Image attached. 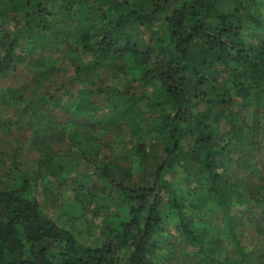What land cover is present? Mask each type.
I'll use <instances>...</instances> for the list:
<instances>
[{
	"label": "trees",
	"instance_id": "obj_1",
	"mask_svg": "<svg viewBox=\"0 0 264 264\" xmlns=\"http://www.w3.org/2000/svg\"><path fill=\"white\" fill-rule=\"evenodd\" d=\"M171 1L0 0L1 104L8 101L6 92H16L1 79L23 63L34 72L31 83L37 86L26 95L34 118L51 116L54 104L69 100L57 88L41 90L50 76L68 68L66 57L59 62L64 57L57 56L60 44L53 53H38L55 34L62 39L61 49L92 56L68 75L91 80L88 88H80L82 95L104 94L124 114L134 113L141 100L160 110L150 119L148 115L129 119L140 138L133 149L140 166L145 164L150 173L144 183L138 179L120 183L123 211L112 216L97 244L81 240L45 210L40 181L47 174L61 179L65 167L55 153L41 151L47 143L37 136L40 158L34 174L24 171L15 158L19 171L0 180V264H156L154 254L169 215L178 218L181 235L198 246L192 254L197 261L186 259V264H240L248 257L238 226L249 219L248 207H243L247 200H264V183L241 185L230 170L236 163L258 167L253 151L257 138L264 136V0L251 4L230 0L236 3L230 9L218 0H179L167 12ZM161 14L164 23L157 30ZM74 21L79 22L78 32L72 28ZM146 30H152L150 37ZM111 60L127 61V67L118 68L122 72L139 69L133 79H159L160 92L151 95L133 88L126 77L124 87L119 77H112L114 81L100 77L99 69ZM253 96L263 108L254 122L248 115L241 117ZM95 117L90 120H99ZM154 126L163 134V148L155 159L143 137ZM91 137L80 142L83 150ZM243 144L250 149L241 150ZM174 167L182 169L177 181L185 185L181 190L165 177ZM100 170L110 176L107 167ZM77 180L81 191L99 186L83 173ZM226 240L232 246L230 255L218 252Z\"/></svg>",
	"mask_w": 264,
	"mask_h": 264
},
{
	"label": "rangeland",
	"instance_id": "obj_2",
	"mask_svg": "<svg viewBox=\"0 0 264 264\" xmlns=\"http://www.w3.org/2000/svg\"><path fill=\"white\" fill-rule=\"evenodd\" d=\"M178 1L172 0L166 11L169 12L177 5ZM239 1L251 4L254 0ZM218 2L224 9H230L236 5L234 1L230 0H218ZM261 8L264 9L263 4ZM163 16L161 14L157 20L155 25L157 30L163 26ZM262 17L264 18V13ZM13 24L11 22V25ZM72 28L78 32L79 22L74 21ZM151 31L143 32L150 37ZM248 33L255 34L252 28L248 29ZM57 43L60 44L57 56H64L59 62L66 57L68 68L65 72L62 70L60 73L50 76L41 90L57 88L59 94H62L65 100L67 98L69 100L58 105L54 104L51 116L34 118L28 109L26 95L34 93L37 87L31 83L34 72L27 67L28 65L23 63L16 71L1 79L8 89H14L16 92L9 91L4 95L5 99L12 103L7 101L1 104L0 102V180L10 179L15 172L19 171L14 168L15 158L24 165V171L34 174L40 158L37 146L39 141L36 139L37 136H42L47 144L42 146L41 151L49 149V155L55 153L58 164L65 167L59 173L61 179L47 174L44 181H40L39 196L45 210L61 225L72 228L81 240L97 244L102 239V231L112 216L119 210L121 213L123 211L122 206L119 205L122 201L120 183L130 184L135 179L144 183L147 180L146 175L150 173L145 169V164L140 166V158L133 149L134 144L140 138L136 132L132 131L130 124L132 120L129 121V119L130 117L139 119L145 115H148V119H150V114L157 115L160 110L156 105H149L148 102L141 100L134 106V113L124 114L121 110L113 108L111 99L104 94L89 95L86 93L82 95L80 88H88L91 80L83 82L76 77L68 79V75L74 73L75 65L90 61L92 56L82 52L72 54L64 47L61 49L62 39L55 34L38 53L55 52ZM121 65L127 67V61H107L99 69V76H107L111 81H114L112 77H119L120 79L117 80L122 87H124L122 78L126 77L128 80L130 79L133 88L138 87L151 95L160 92L161 82L159 79L146 80L144 77L133 79L134 74L140 75V70L131 71L129 69L127 72L123 71L127 73L124 74L118 69ZM64 81H67L66 87H63ZM68 85L70 86L69 91ZM20 94L25 97H20ZM252 101L246 113H243L241 117L248 115L254 122L256 117H259L263 112V108L258 105L257 97L253 96ZM99 106L101 110L99 109V112L93 114L94 109ZM90 117H95V119L99 117V120H90ZM63 127L65 132L62 133ZM88 131L90 134L87 133ZM87 135H92L91 141L83 150L80 142L84 140L83 143H85ZM143 137L150 149L151 156L155 159L156 152L163 148L162 132L157 126H154L151 132L146 133ZM254 146L253 155L255 154L254 156L259 158L258 167L256 169L248 168L242 163H236L230 170L233 180L241 185H246L248 182L256 185L264 183V136L262 134L257 138V143ZM249 149L248 145L243 144L241 150ZM83 151L87 153L86 157L81 156ZM97 165L107 167L110 176L102 173ZM62 173L67 176V180H62ZM82 173L89 176L90 183L98 182L99 186L94 187L93 191L89 189L81 191L78 185L76 186V181ZM181 173L182 169L174 167L165 174L167 181L174 182L173 186L179 190L185 188V185L177 184ZM184 182L186 181L184 180ZM245 192L247 191L245 190ZM123 205H127V203ZM243 207H248L249 219L245 218V222L238 226V231L248 252V257H243L244 259L239 257V259H243L240 264H264V200L248 199ZM177 222L178 218L170 215L167 217L166 232L163 237L161 236V245L154 254L156 264H186V259L197 261L192 254L198 246L181 235L176 226ZM227 243L228 240L225 241V247L222 250L220 248L218 252H222L223 255L232 254V246Z\"/></svg>",
	"mask_w": 264,
	"mask_h": 264
}]
</instances>
